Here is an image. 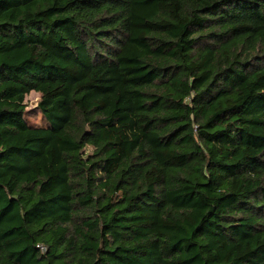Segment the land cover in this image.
Wrapping results in <instances>:
<instances>
[{
    "label": "trees",
    "instance_id": "obj_1",
    "mask_svg": "<svg viewBox=\"0 0 264 264\" xmlns=\"http://www.w3.org/2000/svg\"><path fill=\"white\" fill-rule=\"evenodd\" d=\"M0 264H264V0H0Z\"/></svg>",
    "mask_w": 264,
    "mask_h": 264
},
{
    "label": "rangeland",
    "instance_id": "obj_2",
    "mask_svg": "<svg viewBox=\"0 0 264 264\" xmlns=\"http://www.w3.org/2000/svg\"><path fill=\"white\" fill-rule=\"evenodd\" d=\"M54 90H52L53 92ZM47 93L34 92L26 98V121L30 126L33 127H44L45 121L38 109V104L41 99L46 96Z\"/></svg>",
    "mask_w": 264,
    "mask_h": 264
}]
</instances>
